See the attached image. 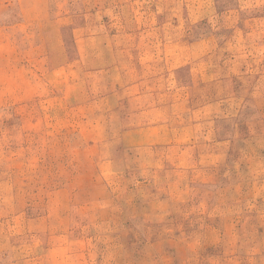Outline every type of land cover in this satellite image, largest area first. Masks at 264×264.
Listing matches in <instances>:
<instances>
[{
  "label": "rangeland",
  "instance_id": "rangeland-1",
  "mask_svg": "<svg viewBox=\"0 0 264 264\" xmlns=\"http://www.w3.org/2000/svg\"><path fill=\"white\" fill-rule=\"evenodd\" d=\"M0 264H264V0H0Z\"/></svg>",
  "mask_w": 264,
  "mask_h": 264
}]
</instances>
